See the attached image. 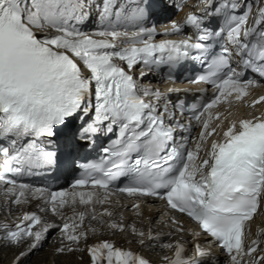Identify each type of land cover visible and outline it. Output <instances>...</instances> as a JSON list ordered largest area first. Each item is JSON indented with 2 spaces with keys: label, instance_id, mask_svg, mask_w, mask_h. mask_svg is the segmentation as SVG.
<instances>
[{
  "label": "snow or ice",
  "instance_id": "obj_1",
  "mask_svg": "<svg viewBox=\"0 0 264 264\" xmlns=\"http://www.w3.org/2000/svg\"><path fill=\"white\" fill-rule=\"evenodd\" d=\"M189 63L204 102L143 83ZM261 87L264 0H0V253L29 264L56 232L58 257L154 264L94 239L107 228L166 250L162 264H264V113L230 119ZM59 172L78 175L62 190L25 180ZM114 197L141 221L161 201L169 231L117 220Z\"/></svg>",
  "mask_w": 264,
  "mask_h": 264
},
{
  "label": "bare ground",
  "instance_id": "obj_2",
  "mask_svg": "<svg viewBox=\"0 0 264 264\" xmlns=\"http://www.w3.org/2000/svg\"><path fill=\"white\" fill-rule=\"evenodd\" d=\"M178 85H181V84H178ZM253 108H249L247 107V110H251ZM117 210V216H116V219L119 220L121 219V214H122V218H123V222L124 224L126 225H136V227L138 228H142V229H145L147 230L149 227L154 231H159V230H163V231H169V225L167 224H163L161 222V220L159 218H157V214L151 209V207H145V210H144V218L143 220L141 221L135 214L133 211H127V210H122L121 208H118L116 209ZM68 212L70 213V210H68ZM116 235H113L112 232L110 230H108L107 228H104L102 230V234L101 235H98L97 237H95L94 239H111L113 237H115ZM127 238H130V241H133L132 243H129V245L131 247H136V246H139L137 243H135V239L134 236H132L130 234V232H126V235L123 236L122 238H120V243H125L126 242V239ZM175 238V237H174ZM55 242H52L51 245L48 247V251H49V254L50 256L48 257V260H47V255H44L42 254L41 255V258L39 260H34V264H36L37 261H40V260H47L45 261L44 264H47V262H54L55 260V257L53 254L54 253V249L55 247L58 245L59 241H58V234H56L55 238L52 239V241ZM89 243H92V240H89ZM146 249V253L154 258L155 261H159V260H162V257L164 255H168L169 253L168 252H161L159 254H156V251L150 249V248H144V250ZM47 252V251H46ZM44 252V253H46ZM52 255V259H50ZM81 255H83V259L81 260ZM58 257V256H57ZM61 257V256H59ZM72 258H70L69 260V263L70 264H81L82 262L84 263L85 261H83L84 259L87 258V255L86 254H81V253H75L73 255H71Z\"/></svg>",
  "mask_w": 264,
  "mask_h": 264
},
{
  "label": "rangeland",
  "instance_id": "obj_3",
  "mask_svg": "<svg viewBox=\"0 0 264 264\" xmlns=\"http://www.w3.org/2000/svg\"><path fill=\"white\" fill-rule=\"evenodd\" d=\"M52 241L51 239L45 244V246L42 248V250L38 251L37 253H35L32 257H31V263L34 262V260H39L41 258V255H47V257L50 255L49 251L47 250L48 247L51 245ZM47 251V252H46ZM157 251V250H156ZM161 251V250H160ZM46 252V253H44ZM71 258V256H61V257H56V261L57 262H61V263H65L67 261H69V259ZM43 260L37 261V263H42ZM68 264V263H67Z\"/></svg>",
  "mask_w": 264,
  "mask_h": 264
}]
</instances>
